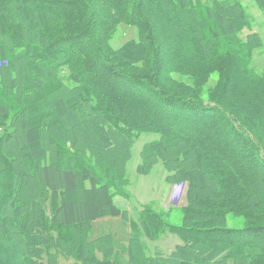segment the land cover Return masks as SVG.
Here are the masks:
<instances>
[{"label":"trees","instance_id":"trees-1","mask_svg":"<svg viewBox=\"0 0 264 264\" xmlns=\"http://www.w3.org/2000/svg\"><path fill=\"white\" fill-rule=\"evenodd\" d=\"M253 1L260 18L243 0H0V57L10 53L0 73V126L20 123L25 160L14 165L4 150L12 134L0 136V264L122 262L120 253L98 256L95 244L106 240L91 229L102 217L126 218L114 198L129 197L126 165L143 133L155 137L142 148L138 173L161 163L169 182L190 181L189 202L176 210L140 206L141 234L126 248L128 263L264 264V222L224 227L210 215L214 225L196 230L200 202L226 207L227 197L197 201L193 179L172 165L199 163L212 190L228 197L238 186L249 194L248 185H259L264 203V0ZM121 25L136 28L138 39L110 48ZM17 63L24 72L18 80ZM178 75L190 76L193 89L189 79L172 81ZM79 127L110 151L118 133L128 151L117 165L100 161L76 148ZM44 135L61 146L49 163ZM29 168L40 183L20 201L14 177L22 180ZM171 234L185 245L147 254L144 239Z\"/></svg>","mask_w":264,"mask_h":264},{"label":"rangeland","instance_id":"rangeland-1","mask_svg":"<svg viewBox=\"0 0 264 264\" xmlns=\"http://www.w3.org/2000/svg\"><path fill=\"white\" fill-rule=\"evenodd\" d=\"M243 1L245 3V6L249 8V11L252 12V14L255 15L256 17L260 18L261 11L257 8L256 3L253 0H243ZM0 20H1L0 21V34H1L2 33L1 27L3 25V17H1ZM259 22L262 23L264 21L262 19H259ZM131 39H138V33H137L136 28L127 26V25H121L120 27H118V30L115 33L114 38H112L109 41L110 48H118L124 42L129 41ZM6 56L7 57H0V73H1L2 67L6 68L7 66H9L10 60L8 58L10 57V53L8 50H6ZM11 65L12 64H10V66ZM11 69L14 72L13 77L16 76L17 80L19 77L21 79L23 78L24 72H23L22 64L17 63L13 65ZM65 75L68 78V73H65ZM181 78L183 80L189 79L187 86L190 89H193V87L191 86L192 79L190 76L178 75V78H172V81L173 80L176 81L177 79L181 80ZM214 78H216L217 80L218 76L215 75ZM214 80L215 79H212L213 82L211 83H215ZM5 122H4L5 123L4 125L0 126V136H3L5 132L11 133L12 136H11V140L9 144L5 142L7 145L5 146L4 150L7 156L12 158V160L14 161V165L16 164L17 166L25 165V160L22 159V156H21V149H22L24 141L22 139V129H21L20 123L18 124L16 123V125H14L10 121V119H8ZM112 133H114V131ZM76 135H77L76 148L85 149V150L90 149V151L94 155H96L97 159L100 161L104 159H109V160H113L114 163L117 165V162L120 160L119 156L120 155L122 156V153H124L125 151H128V148H127L128 146H126L125 144V139L121 137L118 133L117 134L114 133L112 135L117 145V148L115 151L104 150L101 147H99V144L94 140L93 136H91L90 133H88L87 131H85L84 129L80 127L77 129ZM154 137H155L154 134H151V133L144 134L143 133L138 139H136L135 144L132 146L133 153H132L131 160L129 164H127L126 166L128 167L127 175L130 180V183L128 182V184L131 185V188H133V190L138 185H142V188L144 190L148 187V185L160 186L161 192L159 188H157L155 191V194L150 195L151 197L159 198L160 196H163L165 192L164 187L165 185H167L166 184V173L167 172L164 166L161 163L154 164V166L152 165L153 171L149 175H140L136 170L137 164L139 162L140 163L142 162L141 151H142L144 144L148 142L150 139H153ZM43 140L45 141L44 142L45 146H47V149H48V156L46 158V161L47 163H49L51 161V158H54V153L56 154V152L61 151L60 150L61 146L57 142H55V144L50 145L48 143V138L46 135H44ZM70 146H72V144L68 143L66 147H70ZM193 158L198 159L195 157ZM172 165H176L177 167H180V168L184 167L185 170L183 171L185 173L183 175L193 179V181L195 182L194 188H193V198H195L197 201L198 200L200 201L201 199L206 198L207 201L210 200L211 203H214L215 201L218 202V199H221L220 195L223 197H227V201L229 205L226 207L224 206L222 207L216 204V206L210 205V207L208 208L206 207L204 203L200 202V208L199 207L195 208L197 211L200 212V215L197 217L196 220L193 221V224H191L192 222H190V224L193 225L196 228V230L200 228L202 231H207L209 228H211L212 225H214L211 222H208V223L206 222V218L209 217L210 215L216 218L217 220H219L218 223H216L215 225H221L224 227L242 228L244 226H247L249 223H251L250 221L254 219H256L257 223L264 222V203L258 197L260 193L261 194L263 193L259 185H248V186H251V189H252L249 194L246 190V186L244 185L243 187L238 186V188L235 189V191H233L234 196L228 197L227 192L223 190H220V189H217L216 191L212 190L211 185H209V182L207 181V178L205 177V175L201 173L199 163L195 162V164H193L192 160L189 159L188 162L184 165L179 162L177 163L176 161H174ZM29 169L30 171L25 170V175L22 178V180H19L17 177L16 178L14 177V185H21L20 198H18V200L20 201H23V200L26 201L28 189L32 190V188H35L36 185H39L40 183L38 177L36 178L32 176V175H37V172L35 171V169H31V168ZM29 175H31L34 178L33 179L29 178ZM177 180L178 179L174 180V182H176L177 185H184L186 183L190 184V181H187V180L185 181H177ZM5 184H6L5 176H3V178L0 176V185H5ZM188 187H190V185H188ZM216 188L217 187H215V189ZM189 190H188V193H189ZM138 194L141 196H144L143 192L138 193ZM48 196H49V192L46 191L42 202H43L44 208L46 209L47 213L51 214L52 210H50V207H48ZM75 198L77 200H82L83 195H81L77 191L75 192ZM188 198H189V195H188ZM123 201L124 199H122V203ZM154 207L157 209L164 210V208L161 207V205H158V206L154 205ZM134 208L137 209L136 207ZM170 209L176 210L177 208L174 207ZM172 220L173 222H178V224L179 223L181 224L182 222L179 218H176V217H173ZM46 221L48 220L46 219ZM207 221H210V219ZM207 238H208L207 236H203L204 241L207 240ZM252 241H255V240H252ZM160 243H165V241L161 240ZM246 249L247 251L250 250L249 247ZM249 260H251V258H249ZM247 263L249 264V262Z\"/></svg>","mask_w":264,"mask_h":264},{"label":"crops","instance_id":"crops-1","mask_svg":"<svg viewBox=\"0 0 264 264\" xmlns=\"http://www.w3.org/2000/svg\"><path fill=\"white\" fill-rule=\"evenodd\" d=\"M129 162L127 164H129ZM139 164L140 162L137 164L136 170H138ZM150 173L144 175H149ZM166 184L167 185H165L164 187L165 192L163 196H160L159 198L150 196L155 194L157 188H159L161 192V187L156 185H148L145 190L142 188V185H138L134 190L133 188H131V185H127L126 190L129 193V197L121 195L115 196V203L121 205V207L125 208L124 210L127 211L126 218L107 216L99 218L94 222L93 227L91 229L92 237H102L104 240H106L98 241V243L95 244L96 246L98 245L99 257L102 258L106 254L109 256H115L116 253H120V258L122 259V262L115 264H129L128 261L130 260L131 256L130 251L126 248L130 245L131 237L138 236L139 234H141L139 226L136 227L139 222V216L137 215V213L141 210L139 206L154 207V205H161L164 210H169L170 208L174 207H176L177 209H181L188 205L189 189L187 183L184 185H177L176 182H169L166 179ZM142 192L144 196L138 194ZM122 199H124L123 203ZM134 207H136L137 209H135ZM132 227L135 229H133ZM161 240H164L165 243H160ZM161 240L158 242H150L149 240L144 239L142 244L149 245L150 248V252H147V254H152V252L157 251H160V253L163 254H169L174 251V249L179 244L185 245V242L178 235L175 234L167 235ZM139 253L141 254V252ZM59 264H65V260L61 259ZM137 264H143V261H139L137 262Z\"/></svg>","mask_w":264,"mask_h":264}]
</instances>
